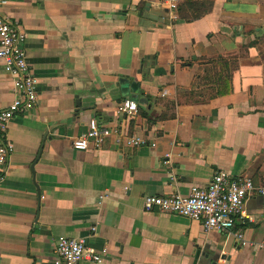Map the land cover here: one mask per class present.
I'll list each match as a JSON object with an SVG mask.
<instances>
[{
  "label": "crops",
  "instance_id": "crops-1",
  "mask_svg": "<svg viewBox=\"0 0 264 264\" xmlns=\"http://www.w3.org/2000/svg\"><path fill=\"white\" fill-rule=\"evenodd\" d=\"M2 1L39 100L4 133L0 264H61L60 236L106 247L101 264H264V195L231 233L143 210L146 196L187 195L219 170L264 183V0H192L205 10L194 20L188 0L175 12L167 0ZM13 97L0 61V109ZM126 98L135 115L119 112ZM93 118L146 143L73 149Z\"/></svg>",
  "mask_w": 264,
  "mask_h": 264
},
{
  "label": "built area",
  "instance_id": "built-area-1",
  "mask_svg": "<svg viewBox=\"0 0 264 264\" xmlns=\"http://www.w3.org/2000/svg\"><path fill=\"white\" fill-rule=\"evenodd\" d=\"M179 0H167V8L175 12ZM0 0V61L4 70L12 79L14 97L0 109V187L7 173V162L13 152V144L4 138L9 121L18 114L35 109L39 100L37 79L27 59L25 48L26 35L22 26L2 12ZM119 112L132 116L138 112L137 103L126 98L122 101ZM114 135L117 143L138 147L145 144L139 136L123 133L118 127H106L90 119L88 129L71 140L75 150L99 149L105 140ZM264 195V183L255 185L244 176H234L225 170L216 171L206 186H192L187 195L173 193L167 195H149L144 198V211L169 212L185 216L201 223L206 231L232 232L237 218L243 212L244 202L252 195ZM94 229V228H93ZM234 236L245 244L239 231ZM264 251V243L262 244ZM106 247L96 250L86 244L84 238L60 236L55 245V253L61 264H80L87 260L101 264Z\"/></svg>",
  "mask_w": 264,
  "mask_h": 264
},
{
  "label": "trees",
  "instance_id": "trees-1",
  "mask_svg": "<svg viewBox=\"0 0 264 264\" xmlns=\"http://www.w3.org/2000/svg\"><path fill=\"white\" fill-rule=\"evenodd\" d=\"M187 6L189 7V9L191 10L190 15L188 16L187 20H194L197 19L199 17H201L204 13V11L202 10H198V3L192 2V0H188L186 2ZM200 6H204L203 3L199 4ZM211 4H209L210 6ZM207 9V8H205Z\"/></svg>",
  "mask_w": 264,
  "mask_h": 264
},
{
  "label": "water",
  "instance_id": "water-1",
  "mask_svg": "<svg viewBox=\"0 0 264 264\" xmlns=\"http://www.w3.org/2000/svg\"><path fill=\"white\" fill-rule=\"evenodd\" d=\"M124 92H126V91H124ZM134 98H137V95H134Z\"/></svg>",
  "mask_w": 264,
  "mask_h": 264
}]
</instances>
